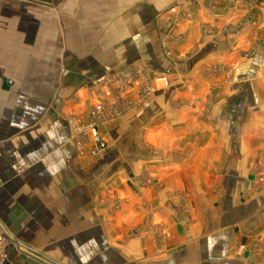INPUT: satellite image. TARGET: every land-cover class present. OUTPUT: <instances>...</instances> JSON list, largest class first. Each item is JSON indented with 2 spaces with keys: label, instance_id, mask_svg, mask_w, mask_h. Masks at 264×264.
Masks as SVG:
<instances>
[{
  "label": "crops",
  "instance_id": "1",
  "mask_svg": "<svg viewBox=\"0 0 264 264\" xmlns=\"http://www.w3.org/2000/svg\"><path fill=\"white\" fill-rule=\"evenodd\" d=\"M115 5L129 22L140 16L149 39L131 27L119 58L98 55L78 79L95 88L91 79L139 57L170 86L142 97L126 91L134 107L102 126L98 157L78 154L56 115L39 113L26 129L17 109L10 134L0 118V226L25 246L11 261L264 264V0ZM177 9L190 19L157 24ZM0 77L9 93L13 81Z\"/></svg>",
  "mask_w": 264,
  "mask_h": 264
},
{
  "label": "rangeland",
  "instance_id": "2",
  "mask_svg": "<svg viewBox=\"0 0 264 264\" xmlns=\"http://www.w3.org/2000/svg\"><path fill=\"white\" fill-rule=\"evenodd\" d=\"M116 1L0 0V76L4 75L14 83L9 93H5L6 84L0 80V87L4 89V93L0 92V118L9 119V123H5L8 134L18 129L14 125L17 109L20 112L24 109L26 129L31 127L30 121L37 119L39 113L49 115L51 120L56 115L57 121L67 125L76 152L96 157L91 154L93 143L90 135L86 129L83 130L88 123L89 110L97 104L103 106L98 131L106 144L102 126L120 119L134 107L125 100L126 91L135 90L142 97L163 88L158 82L153 83L155 87L150 90L151 82L160 75L149 73L139 57L136 62L118 64L117 70L124 67L120 74L91 79L93 83L96 81L95 88L87 86L89 79H78V68L92 70L97 60L105 56L107 59L119 58L118 51L123 50L119 47L120 42H129L131 27L141 26L140 16L129 22L125 20L127 16L117 14ZM177 10H171L160 18L156 16L157 24L177 25L182 19H190L183 10ZM148 26L145 23L141 26V33L147 39ZM226 30L230 31L223 28L215 30V34L220 36ZM140 39L139 36L136 38L138 42ZM97 42H101L98 47ZM98 55L105 56L98 59ZM166 56L177 59L170 52H166ZM82 57H86L85 62L81 61ZM106 63L109 65L110 62ZM167 81L168 86L164 88L170 86ZM119 88L124 89L120 93L122 96L116 95ZM13 151V147L5 151L7 160L13 157L10 155ZM112 205L118 209L119 200ZM3 236L7 255L5 264H17L10 257L15 258L17 255L12 253L17 249L20 253L22 249L14 240L23 243L22 240L9 239L4 232Z\"/></svg>",
  "mask_w": 264,
  "mask_h": 264
},
{
  "label": "built area",
  "instance_id": "3",
  "mask_svg": "<svg viewBox=\"0 0 264 264\" xmlns=\"http://www.w3.org/2000/svg\"><path fill=\"white\" fill-rule=\"evenodd\" d=\"M158 82L161 83V86L163 88L168 86L167 79L163 76H160L153 79V82H151L152 84L150 85V90L154 89L155 87L153 83H158ZM123 90H124L123 88H119L118 90H116V95H119ZM148 91H149V87H148ZM120 96L122 95L120 94ZM102 109L103 106L101 104H97L94 107H92L87 114L88 123L86 124V126L85 125L83 126L84 127L83 130L86 129L88 131L93 143L91 154L96 157L100 156L106 149V144L98 131V124L103 118L101 117ZM5 246H6L5 239L3 236L2 229L0 227V264H5L7 260Z\"/></svg>",
  "mask_w": 264,
  "mask_h": 264
},
{
  "label": "water",
  "instance_id": "4",
  "mask_svg": "<svg viewBox=\"0 0 264 264\" xmlns=\"http://www.w3.org/2000/svg\"><path fill=\"white\" fill-rule=\"evenodd\" d=\"M14 242L16 243V241L14 240ZM19 246H21L22 248H25V246L24 245H22V244H19ZM29 251H32V250H30L29 249ZM33 253H35L36 255H38V256H40V257H43V258H45L44 256H42V255H39L38 253H36V252H34V251H32ZM45 259H47V258H45ZM48 261H49V259H47Z\"/></svg>",
  "mask_w": 264,
  "mask_h": 264
},
{
  "label": "bare ground",
  "instance_id": "5",
  "mask_svg": "<svg viewBox=\"0 0 264 264\" xmlns=\"http://www.w3.org/2000/svg\"><path fill=\"white\" fill-rule=\"evenodd\" d=\"M1 227V226H0ZM2 229V228H1ZM3 231V230H2Z\"/></svg>",
  "mask_w": 264,
  "mask_h": 264
}]
</instances>
